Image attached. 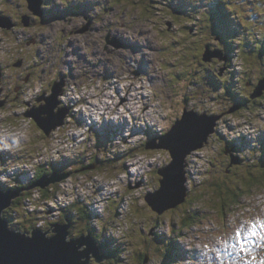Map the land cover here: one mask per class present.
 <instances>
[{
	"label": "rangeland",
	"instance_id": "obj_1",
	"mask_svg": "<svg viewBox=\"0 0 264 264\" xmlns=\"http://www.w3.org/2000/svg\"><path fill=\"white\" fill-rule=\"evenodd\" d=\"M218 1L84 0L80 7L77 0H64L78 8L72 16L63 9L62 0H50L53 18L40 20L43 34L31 27L30 17L28 25L21 20L10 30L0 26V66L11 76L7 79L11 88L18 85L14 75L21 77L24 72V79L33 71L28 81L22 80L24 101L34 99L45 88L53 93L50 84L60 74L68 78L57 107L65 111L64 121L49 135L37 120L25 115V103L0 106V163L9 153L10 167L18 173L25 169V180L36 173L33 167L50 163L54 172L73 169L72 159L84 151L78 145L87 136V164L95 153L98 162L103 160L101 167L96 161L87 165L94 172L57 182L50 198L43 196L46 188L33 187L31 198L25 200L27 210L22 208L25 198L15 205L18 218L9 224L11 229L29 232L33 216L37 223L42 217L46 222L47 217L55 219L62 209L72 206L74 199L69 195L73 198L76 192L75 198H88L91 211L99 213L90 221L96 237L120 251L102 264H264V182L261 176L254 182L246 180L251 176L246 167L256 168L260 165L256 160H264V0H224L230 11L224 13L216 7ZM27 4V0H0V10L15 23V16L20 18ZM82 8L96 20L90 15L83 19ZM93 23L99 31L93 29ZM81 28L82 34L78 32ZM108 34L117 38L119 47L107 42ZM79 38L84 40L82 45ZM225 39L232 43L229 55ZM257 39L263 41L261 51L255 50L259 46H251ZM107 45L117 51L106 53ZM210 54L215 55L205 60ZM103 58L112 68L100 66ZM18 60L25 61V68L18 70L14 65ZM120 83L123 88L116 89L111 98L112 88ZM260 86L263 96L255 97L259 99L245 108L237 105L235 98L245 99ZM130 93L140 99L145 93L147 98L142 97L134 107L136 97L126 99ZM104 100L117 102L111 114L100 109ZM132 107L138 115L127 111ZM224 110L216 125L218 134L210 135L203 147L187 156L190 197L159 215L154 207L158 204L147 201V195L159 189L162 175L157 169L171 162V151L166 147L143 150V141L161 143V137L191 111L219 114ZM230 142L240 146L234 157L241 158V165L253 167L227 171L229 164H223L222 156ZM26 156L30 162L22 163L20 158ZM122 164L123 171H111L123 168ZM0 169L3 173L4 164ZM7 180L8 176L3 183ZM218 180L223 181L221 188L216 185ZM221 193L225 211L217 199ZM97 205L102 214L95 209ZM197 211L199 215H195ZM38 226L44 229L42 224ZM76 226L84 227V223L79 221ZM70 234L67 240L72 238ZM170 246L176 256L168 261Z\"/></svg>",
	"mask_w": 264,
	"mask_h": 264
},
{
	"label": "water",
	"instance_id": "obj_2",
	"mask_svg": "<svg viewBox=\"0 0 264 264\" xmlns=\"http://www.w3.org/2000/svg\"><path fill=\"white\" fill-rule=\"evenodd\" d=\"M27 2L29 9L35 14L42 15L43 0H27ZM23 23L29 24V16H23ZM0 26L10 30L15 26V23L7 19L4 14H0ZM116 47H119L117 42ZM213 55L215 54H210L205 60L210 59ZM14 65L20 66L22 62L17 61ZM2 74L0 66V106L5 103V99L1 98ZM59 81L61 82H54L56 84H53V93L47 97L41 96L39 98V100L44 99L45 103L25 112L26 116L37 120L40 127L48 135L58 125L63 124L65 117V111L58 110L57 107L60 103L59 96L64 92L66 80L62 78ZM262 94L263 87L260 86V88L257 87L252 97ZM221 115L191 111L179 119L172 129L161 137V143L148 142L146 144V148L166 147L171 151L172 156L171 162L158 170L159 174L162 175L159 189L152 195H147V197L149 196L147 201L153 200L158 204V206H153L159 213L175 208L186 200L189 194L186 184V181L188 182L187 156L194 149L205 145L210 135L216 131V125ZM68 176L69 173L52 172L42 175L29 187L4 189L0 186V264H89L92 256L98 262L105 259L98 239L91 232L69 240L66 239L70 234L71 225L66 217H64L67 221L65 224H51L50 229L45 232L32 229L31 234H29L19 233V231L11 229L9 220L3 214L4 210L11 206L13 200L21 195L23 189L35 186L46 188L51 183L61 181Z\"/></svg>",
	"mask_w": 264,
	"mask_h": 264
},
{
	"label": "trees",
	"instance_id": "obj_3",
	"mask_svg": "<svg viewBox=\"0 0 264 264\" xmlns=\"http://www.w3.org/2000/svg\"><path fill=\"white\" fill-rule=\"evenodd\" d=\"M216 7H218V8H221V11L224 13V12H230L229 11V7H227V5L226 4H224V0H219L218 1V5L216 4ZM219 28H221V27H219ZM252 41H254V40H252ZM257 41V40H256ZM234 45V44H233ZM251 46H253V47H258V46H260L259 45V43L258 42H256L255 44H252ZM225 48V47H224ZM232 44H231V48H229V52H230V50H232ZM259 49V48H258ZM232 52V51H231ZM67 86V85H66ZM255 97H252V94H250V95H246L245 96V99H242L241 101H243V108H245V106H247L250 102H252L253 101V99H254ZM259 98H256V100H258ZM251 104V103H250ZM220 114V113H219ZM87 139H88V136H87ZM86 140V139H85ZM147 139H145L144 141H143V143H142V146H141V149H143V150H145L146 148V144H147V141H146ZM233 143V142H232ZM96 144V143H95ZM235 144H237L238 145V147H239V150H241L240 149V146H239V144L238 143H235ZM97 145V144H96ZM79 147H81V148H83L84 149V151L82 152V153H80V156H76V157H74L72 160H75V162H74V167L75 168H73V169H68V168H66V167H63L64 169H62V171H59V173H69V176H71L73 179L75 178L74 177V175L75 174H77V173H85V172H88V171H91V169H88L87 167V165H89V164H92V163H94L95 161L96 162H98V161H100L99 159H98V157H97V153H95L94 154V156L91 158V156L88 158V159H90V162L88 161V164H87V158H86V156H85V153H87V152H89V149L87 148L88 146H89V144H88V142H87V140L85 141V143L84 144H79L78 145ZM90 147V146H89ZM148 149V148H147ZM155 150V149H154ZM153 150V151H154ZM261 151H262V149H261ZM29 157L30 156H26V157H22V158H20V160H27V159H29ZM78 157V158H77ZM241 159V158H240ZM103 161V160H102ZM102 161L101 162H98L99 163V167H101L102 166ZM262 161V162H261ZM122 163H123V161H122ZM126 163V162H125ZM239 163V162H238ZM256 163L257 164H260V165H258V166H255L256 168H251V169H247V171L248 172H250V175L251 176H246L248 179H246L247 181L248 180H250V181H252V182H254V180L255 179H259V177H260V181L261 182H264V160H256ZM123 165V164H122ZM252 165H254V164H249L248 165V167H253ZM263 165V166H262ZM53 166V163H50V164H47V165H44V166H38V168H37V170H36V175H35V179L34 180H32V182L33 181H35V180H37V179H39L42 175H44V174H48V173H50V172H53L54 170H53V168L54 167H52ZM61 166H64L63 164H61ZM108 166L109 167H107V168H110L111 166L108 164ZM124 166V165H123ZM240 166H244V165H237V167H240ZM0 167H2V166H0ZM98 167V168H99ZM236 167V168H237ZM94 168V167H93ZM107 168H105V169H107ZM85 169V170H84ZM124 169H126L125 168V166L123 167V168H113L111 171H113V172H119V171H123ZM82 170H84V171H82ZM96 169H93V171H91V172H94ZM158 170H159V168L157 169V172H158ZM255 170H258V172H259V174L258 173H256L255 172ZM151 171H153V170H151ZM151 171H149L148 173H150ZM2 171H1V169H0V173H1ZM235 173H237V171H234ZM159 173V172H158ZM238 174V173H237ZM156 175V174H155ZM243 175H244V173H243ZM258 175V176H257ZM17 180V179H16ZM58 182V181H57ZM57 182H54V183H52V184H50V185H48L47 186V188L45 189V194H43V196L44 197H47V198H50L49 196H51V192H54V190H56V187H57ZM256 182H258V180H256ZM1 184V183H0ZM223 184V181H221V180H218L217 182H216V185L217 186H220V188H221V185ZM2 185V184H1ZM10 186H14V187H21V186H26V187H28V185L29 184H25V183H23V182H21L20 181V184L19 185H11V184H9ZM4 186V185H3ZM2 186V187H3ZM4 189H8L9 187H7V186H4L3 187ZM58 188H59V185H58ZM34 190H33V188H28V189H23V192L21 193V195L20 196H18L17 198H15L14 200H13V202H12V204H11V206H9L7 209H5L4 211H5V213H3L4 214V216H5V218H7V219H9L10 221H11V224H13L14 223V221H15V219L16 218H18V217H16L15 215H14V210H16V208H15V205H17V204H20V200L22 199V198H25L22 202H23V205H22V208H23V210H27V208H26V203H25V200L27 199V198H31V195L33 194L32 192H33ZM188 191H190V190H188ZM190 195H191V192H189V194L187 195V197H186V200L190 197ZM145 199H146V196H145ZM185 200V201H186ZM219 200H221L222 201V204H221V209L222 210H226V203H225V197H224V195H223V193H221L220 195H219ZM184 201V202H185ZM236 201H238L236 198H235V202ZM183 202V203H184ZM117 203V202H116ZM182 204V203H181ZM180 204V205H181ZM23 206H25V207H23ZM73 206V207H72ZM72 206H69V207H67V208H70V207H72L73 209H74V218L73 219H76L77 220V222H83L84 223V227H80V229H79V233L78 234H76V236L77 235H79V234H81V233H83V232H86V231H92L93 230V228H92V226L90 225V221H91V218H92V216H93V212L91 211V203H89L88 202V198H82V197H80V198H74V201H73V204H72ZM90 206V207H89ZM216 207H218L217 205H215ZM143 207V206H142ZM71 208V209H72ZM91 208V209H90ZM144 208V207H143ZM156 211V210H155ZM159 215L160 214H162V213H159L158 211H156ZM28 213V215H33L31 212L29 213V212H27ZM34 213H36V211H34ZM199 215L200 213L197 211V212H195V215ZM20 216V215H19ZM33 218H35L34 216H33ZM53 219V218H52ZM72 219V220H73ZM51 220V219H50ZM188 220V219H187ZM76 222V223H77ZM188 225H192V223H190V224H188ZM188 225H186V226H188ZM85 226H88V228L89 229H87V227H85ZM33 227H35V223H32V224H30L29 226H28V230H31V229H33ZM44 228V227H43ZM48 229V228H47ZM93 232V231H92ZM104 249H109V252L107 253V256H110V257H117L116 255H114L115 253L116 254H119V249L118 248H112V249H110V246H105L104 247ZM172 250H174V248H171V246L168 248V250H166V254H167V257H168V261H171L172 260V258H173V254H175L174 252H172ZM110 253H112L111 255H109Z\"/></svg>",
	"mask_w": 264,
	"mask_h": 264
},
{
	"label": "flooded vegetation",
	"instance_id": "obj_4",
	"mask_svg": "<svg viewBox=\"0 0 264 264\" xmlns=\"http://www.w3.org/2000/svg\"><path fill=\"white\" fill-rule=\"evenodd\" d=\"M63 1V3H64V5H65V7H63V9H66L65 10V12H67V14L69 13L70 15H72V16H74L73 15V13H75L76 11H77V9L78 8H75V6L73 7V6H70V4H69V2H64V0H62ZM84 0H77V2H79L80 3V7H83L82 5V2H83ZM51 8H52V3H50V0H43V3H42V6H41V10H42V15H39V14H35L31 9H29L28 8V4H27V7H26V9L23 11V13H22V15L20 16V18L19 17H17V16H15V14H12L13 16H15V20H16V22H15V25H18V23H19V21H21V20H23V14L24 13H28V16L30 17V19H31V23L32 24H34L33 26H31V27H33V28H35V31L36 32H38V33H42L43 34V29L41 28V26H40V23H41V21H44L47 17H48V19L47 20H51L52 18H53V13H51ZM69 8H71V9H69ZM11 10L10 11H12V12H14L15 13V9L13 8V7H11L10 8ZM84 8H82V12H81V15H83V19H85V18H87V19H90L89 18V15L90 16H94V18H95V20H96V17H95V15L93 14V13H88V14H84L83 12H85V9L83 10ZM53 12V11H52ZM5 13H7V12H5V10H0V14H5ZM72 13V14H71ZM33 18V19H32ZM20 19V20H19ZM30 19H29V22H30ZM36 20V21H35ZM41 20V21H40ZM34 22V23H33ZM82 24V23H81ZM89 26H92V24H90ZM86 28L88 29V26H86ZM86 29V30H87ZM93 29L95 30V31H99V28H97V27H95V24L93 23ZM82 31H84V29L83 28H81V29H79L78 30V32L79 33H83ZM65 37V36H64ZM260 38V37H259ZM79 40H80V44L82 45L83 43H84V40H82V38H79ZM106 40H107V42L109 43V44H113V45H115L116 44V40H117V38L116 37H113V36H111L110 34H108L107 36H106ZM258 40V43H259V49L258 48H255V50H260L261 51V49H262V43H263V41L262 40H259V39H257ZM97 42V46L99 45V42L98 41H96ZM91 44H94V43H91ZM108 44V45H109ZM231 41H229L228 39H225V42H224V49L225 50H229V48H231ZM108 45H107V47L105 48V52L106 53H111V54H113L114 52H116L117 50L116 49H109L108 48ZM94 47H95V49H96V45H94ZM100 51H102V50H100ZM94 51H92L91 53H93ZM229 53L230 52H228V55H229ZM228 59V58H227ZM23 60V59H22ZM212 60H215L214 58H212ZM19 61V60H18ZM228 61H229V59H228ZM17 62V61H16ZM15 62V63H16ZM14 63V64H15ZM228 63L229 62H227V65H228ZM100 66L101 67H107V68H112V66H111V63L109 62V60H107V59H101V61H100ZM25 66H26V63H25V61L23 62V64L22 65H20V66H18L19 68H18V70L19 69H21V68H25ZM1 68H2V92H1V98L2 99H5L6 101V103H5V106H8L9 104L10 105H13V104H19V105H22V102L23 103H25L24 105H26L27 106V109H30V108H34V107H38V106H40V105H42V103H45V100L44 99H42V100H39V97H41V96H47V95H49L50 93H49V89H51V88H49V89H47V88H45L43 91H42V93L41 94H38V95H36L35 97H34V99H31V100H27V101H24V99H22L21 98V95H23V83H22V80H29V78L32 76L31 74H33V71H28L27 72V74H28V76L26 77V78H24L23 79V77H24V72H22V76L20 77V75L19 74H17V75H14L13 77L15 78L16 76H17V80L15 81L16 82V87H15V91L11 88V86H10V84L12 83H10L7 79L8 78H10L11 76L10 75H5L4 74V70H3V65L1 66ZM11 75H12V73H11ZM226 77L228 76V75H225ZM21 78V79H20ZM61 78H65V80H66V83H65V85H64V89L63 90H65V87H66V85H67V82H68V78H67V75H63V74H60V78L59 79H56V80H53V82H52V84H50L51 85V87L53 86V84H54V82L55 81H57V80H60ZM8 81V82H7ZM228 81V80H227ZM13 82H14V80H13ZM14 82V83H15ZM28 83V82H27ZM257 84V83H256ZM253 87H254V85H253ZM253 87H252V89H253ZM14 92V93H13ZM252 92H250V93H248L247 95H250ZM40 95V96H39ZM264 95V94H263ZM262 95V96H263ZM236 99V101H237V105H240V107L241 108H243V101H241L242 99L240 98H235ZM254 101H256V99H253V101L252 102H254ZM251 103V102H250ZM73 107H71V109H72ZM228 112V111H227ZM226 112H225V110L223 111V113H221L220 112V114H225ZM90 115H91V112H90ZM92 118V117H91ZM217 128V127H216ZM214 134H218L217 133V131H215V133ZM23 144V143H22ZM22 148H20V150H21ZM226 149V150H225ZM225 151H223V164L225 165V163L226 164H229L228 166H227V171H229V172H232L236 167H237V165H241L242 164V161H241V159L239 158V156H238V158H235L234 157V155H238V153H239V148H238V145L237 144H235V143H232V142H230V143H226L225 144ZM22 151V150H21ZM231 156H233V158H235V159H233L234 160V162L231 164ZM226 159V160H225ZM226 161V162H225ZM239 162V163H238ZM235 163V164H234ZM250 164V163H249ZM244 165H247L246 163H244ZM248 166V165H247ZM248 168L246 167V170H247ZM23 192V191H22ZM21 192V193H22ZM217 199L219 200V197H217ZM72 222H71V227H70V230H71V232H73L74 233V235H76V234H78L79 233V227H77L76 226V222H77V220L76 219H73V220H71ZM75 227H77V229L75 228ZM72 233V234H73ZM102 246H104V244L102 243ZM107 249H105L104 251H105V254H106V259H108L109 257L107 256V251H106ZM105 259V260H106ZM104 259H102L100 262H98V261H96V259L95 258H92V260H91V262H90V264H102L104 261H105Z\"/></svg>",
	"mask_w": 264,
	"mask_h": 264
},
{
	"label": "clouds",
	"instance_id": "obj_5",
	"mask_svg": "<svg viewBox=\"0 0 264 264\" xmlns=\"http://www.w3.org/2000/svg\"><path fill=\"white\" fill-rule=\"evenodd\" d=\"M213 114H215V113H213ZM91 119H93V118H91ZM100 131H102V129H100ZM140 138V137H139ZM138 138V139H139ZM87 140V139H86ZM239 148V147H238ZM18 150H20V147L18 146ZM21 151V150H20ZM7 157H5L3 160H1V163H0V166H3V164H4V169H3V173L1 172L0 173V175L2 174V176H0V183L2 184H0V186L2 187L3 185L4 186H7V187H9V188H14V189H19V188H25L26 186H21V187H14V186H10L9 184H11V185H19L20 184V181L21 182H23V183H25V184H29L28 185V187L29 186H31L35 181H33L32 182V180H34L35 179V175H36V173H34L33 172V176L31 177V178H29L28 180H25V179H23V177H22V175H23V173L25 172V169H23L24 170V172L23 173H18V172H16V171H18V169H13V168H11L10 167V165H9V161H10V159L8 158L9 156H10V154L8 153L7 155H6ZM31 159H32V157H31ZM30 161H28L27 163H29ZM27 163H26V165H27ZM98 165H99V163H98ZM33 168H36L37 169V167H33ZM54 172V171H53ZM50 173H52V172H50ZM50 173H48V174H50ZM8 176V180H7V182L6 183H3L5 180H6V177ZM17 179V180H16ZM38 180V179H37ZM63 180V179H62ZM188 181H191V177H188ZM28 182V183H27ZM31 182V183H30ZM59 182V181H58ZM52 184V183H51ZM3 186V187H4ZM2 187V188H3ZM36 187V186H35ZM40 187V186H39ZM47 188V187H46ZM76 193V192H75ZM75 193H74V196H73V198H71V194L69 195V198L70 199H74L75 197H76V195H75ZM64 197H66V195H64V196H61V198H64ZM52 200H54L53 198H52ZM54 202L56 203V201L54 200ZM57 204V203H56ZM54 206H56V205H54ZM54 206H52V207H54ZM73 207V206H72ZM72 207H70V208H64V209H62L61 210V212H60V214L55 218V219H53V220H50L48 217H47V219H48V222H46L43 218L44 217H42L41 218V220H40V222L39 223H37L36 221H35V219L33 218V223H35V227H33V229H39V226H38V224H42L43 226H44V229H40L41 231H47V225H49V226H51V224H58V225H60V224H65V223H67V221H66V219L64 218V217H66L67 218V220H69L70 222H72L71 220L74 218L73 216H74V209L72 208ZM72 208V209H71ZM95 209L96 210H98L100 213H101V208L97 205V207H95ZM64 212L66 213V214H64ZM102 214V213H101ZM98 215H99V213L97 212V211H93V217L95 216L96 218H98ZM9 220V219H8ZM9 224H11V221L9 220ZM32 230V229H31ZM31 230H29V232H26V233H29L30 234V231ZM90 231H88V233H89ZM92 234H93V236L95 237V238H97L98 239V242H99V244H100V247H101V251H102V253L105 255V259H106V254H105V249H104V247L106 246V244H104L103 242H101V238H99L98 236L96 237V234H94V232H91ZM81 234H86V233H81ZM81 234H79V235H74V233L72 234H70V236H72V238H74V237H78V236H80ZM102 243L104 244V246H102ZM108 246V245H107ZM176 256V255H175ZM174 255H173V257H175ZM92 258H95L94 256H92L91 257V260H92ZM104 259V260H105ZM173 259V258H172ZM91 262V261H90ZM90 264V263H89Z\"/></svg>",
	"mask_w": 264,
	"mask_h": 264
},
{
	"label": "bare ground",
	"instance_id": "obj_6",
	"mask_svg": "<svg viewBox=\"0 0 264 264\" xmlns=\"http://www.w3.org/2000/svg\"><path fill=\"white\" fill-rule=\"evenodd\" d=\"M130 63V62H129ZM123 73V72H122ZM123 79H124V77H123ZM125 79H126V77H125ZM129 80V79H128ZM135 81H138V78L137 79H135L134 81H132L131 83H130V86L131 87H133L134 88V85H133V83L135 82ZM127 82V81H126ZM120 85L121 86H115L114 88H112V90H114V93H112L111 94V98H113V96H114V94H115V92H117L118 90L120 91V89H122L123 88V83H120ZM126 85L127 84H125V87H126ZM136 87V86H135ZM103 88L105 89H107V86L105 85V86H103ZM116 89H118V90H116ZM136 89H138L139 90V87L137 86L136 87ZM138 90H137V92H138ZM127 93V92H126ZM142 94V96H141V99H142V97H146L147 98V95L145 94V93H141ZM91 96H94V94L93 93H91ZM126 99H129V100H132L133 101V97H136V98H134V101H133V105H134V107H135V105H137V102H139L141 99L138 97V96H135L134 95V93H130V94H126ZM145 98V99H146ZM125 99V100H126ZM143 100V99H142ZM143 103V102H142ZM116 104V105H115ZM115 106H117V102H114V103H111V102H108V101H106V100H104L103 101V104L101 105V107H100V109H103V111L104 112H106V114L107 113H110L111 114V112H113L114 111V109H115ZM82 109V108H81ZM102 111V110H101ZM129 113H131V114H136V115H138V112H137V110L136 109H134L133 107H132V109L131 108H129L128 110H127ZM154 111V110H153ZM156 111V110H155ZM99 112V111H98ZM119 112H121V111H119ZM118 112V113H119ZM120 114V113H119ZM150 115H151V112L149 113ZM146 115H148V113L147 114H145V116ZM222 116V115H221ZM131 117V116H130ZM136 117V116H135ZM221 118V117H220ZM141 119V118H140ZM149 124H151V123H149ZM152 124H154V122L152 123ZM151 124V125H152ZM151 128V127H150ZM149 128V129H150ZM215 133V132H214ZM133 143H135V142H133ZM30 159H27V160H20L22 163H24V162H26V161H29ZM174 165V164H173Z\"/></svg>",
	"mask_w": 264,
	"mask_h": 264
},
{
	"label": "built area",
	"instance_id": "obj_7",
	"mask_svg": "<svg viewBox=\"0 0 264 264\" xmlns=\"http://www.w3.org/2000/svg\"><path fill=\"white\" fill-rule=\"evenodd\" d=\"M29 204H31V203L29 202ZM26 207H28V204H27V202H26Z\"/></svg>",
	"mask_w": 264,
	"mask_h": 264
}]
</instances>
